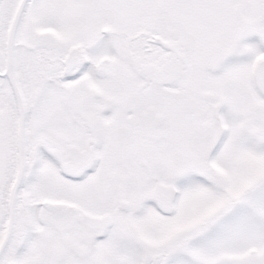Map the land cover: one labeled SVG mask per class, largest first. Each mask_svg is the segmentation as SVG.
<instances>
[{"label":"snow or ice","instance_id":"snow-or-ice-1","mask_svg":"<svg viewBox=\"0 0 264 264\" xmlns=\"http://www.w3.org/2000/svg\"><path fill=\"white\" fill-rule=\"evenodd\" d=\"M0 264H264V0H0Z\"/></svg>","mask_w":264,"mask_h":264}]
</instances>
